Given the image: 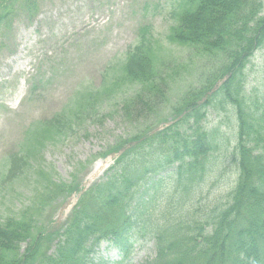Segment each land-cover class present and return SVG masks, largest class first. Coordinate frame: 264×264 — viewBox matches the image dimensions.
<instances>
[{
    "label": "trees",
    "instance_id": "16d2710c",
    "mask_svg": "<svg viewBox=\"0 0 264 264\" xmlns=\"http://www.w3.org/2000/svg\"><path fill=\"white\" fill-rule=\"evenodd\" d=\"M37 6L38 0H0V26L17 9L34 16ZM175 18L170 40L201 57L204 86L186 90L174 118L160 116L172 75L166 66H156L152 27L143 26L120 65L122 80L139 88L120 103V118L135 134L94 156L92 164L117 158L58 226V201L81 190L80 171L77 166L71 186L55 182L38 168L37 155L93 118L96 93L82 96L73 119L58 115L34 123L2 177L4 184L15 185L30 167L34 190L19 211L0 219V264H107L98 255L103 243L121 253L117 264H125L135 244L151 240L153 254L141 264H264V92L248 93L245 74L255 52L264 48V0H180ZM216 100L236 111L237 179L229 194L209 206L202 203L204 188L219 166L214 155L220 156V147L218 132L210 134L204 122L206 108Z\"/></svg>",
    "mask_w": 264,
    "mask_h": 264
},
{
    "label": "rangeland",
    "instance_id": "374dc122",
    "mask_svg": "<svg viewBox=\"0 0 264 264\" xmlns=\"http://www.w3.org/2000/svg\"><path fill=\"white\" fill-rule=\"evenodd\" d=\"M179 1L38 0L34 16L17 9L0 26V219L19 211L20 205L33 197L34 186L28 180L30 167L15 185L2 180L8 158L23 151L27 130L36 122L58 115L73 119L83 105L82 96L89 93H96L95 108L91 106L89 112L93 118L72 127L75 133L69 139L47 143L36 162L45 175L67 186H71L72 173L78 166L76 179L84 191L102 179L116 156L92 164L94 156L114 145L118 138L135 134L134 127L120 118V103L139 88L122 80L120 65L127 50L137 44L143 26L152 27L156 66H166L172 75L168 105L160 116L174 118L175 109L183 107L186 90L204 86L199 70L201 57L170 40ZM245 74L248 93L264 92V48L255 52ZM109 85L110 90H102ZM204 128L210 134H219L220 156L218 152L214 155L220 157L219 166L204 188L202 202L210 206L229 194L237 179L232 155L237 144L236 111L216 100L206 108ZM36 162L31 166L36 168ZM78 201L77 192L63 204L59 200L54 221L63 222ZM154 246L152 240L135 244L125 264H141L153 254ZM111 249L103 243L98 255L109 264L121 261V253Z\"/></svg>",
    "mask_w": 264,
    "mask_h": 264
}]
</instances>
